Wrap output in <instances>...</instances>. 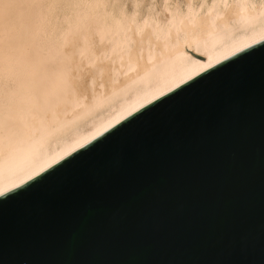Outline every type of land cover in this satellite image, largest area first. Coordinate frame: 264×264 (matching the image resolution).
I'll use <instances>...</instances> for the list:
<instances>
[{
  "label": "water",
  "instance_id": "1",
  "mask_svg": "<svg viewBox=\"0 0 264 264\" xmlns=\"http://www.w3.org/2000/svg\"><path fill=\"white\" fill-rule=\"evenodd\" d=\"M0 264H264V38L0 193Z\"/></svg>",
  "mask_w": 264,
  "mask_h": 264
},
{
  "label": "bare ground",
  "instance_id": "2",
  "mask_svg": "<svg viewBox=\"0 0 264 264\" xmlns=\"http://www.w3.org/2000/svg\"><path fill=\"white\" fill-rule=\"evenodd\" d=\"M264 38V0H0V193Z\"/></svg>",
  "mask_w": 264,
  "mask_h": 264
}]
</instances>
